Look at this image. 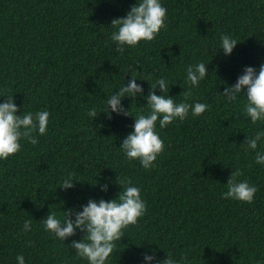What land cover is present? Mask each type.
Returning <instances> with one entry per match:
<instances>
[{
  "label": "trees",
  "instance_id": "16d2710c",
  "mask_svg": "<svg viewBox=\"0 0 264 264\" xmlns=\"http://www.w3.org/2000/svg\"><path fill=\"white\" fill-rule=\"evenodd\" d=\"M135 2L0 0V96L13 95L17 114L50 112L46 134H35L38 143L21 139L20 151L0 160V264H16L21 253L26 264H87L71 248L83 233L77 230L63 242L45 232L40 220L49 210L60 215L89 198H115L116 177L141 189L146 211L124 229L110 264H141L146 250H155L159 259L169 251L183 255L186 264L264 259V167L240 146L264 123L253 125L243 115L242 97L229 103L219 95L245 66L258 69L264 62V0H161L164 27L153 40L118 52L111 22ZM222 33L238 40L228 57L216 53ZM197 61L208 64L209 73L192 88L185 68ZM130 70L137 78L151 73L150 84L163 75L177 101L209 106L163 129L157 122L164 147L149 169L118 148L137 108L147 112L146 100L124 99L132 116L101 113L91 122L86 115L89 106L102 107L115 86L130 79ZM137 83L146 96L148 82ZM68 172L78 182L60 189ZM232 172L257 187L251 203L222 198ZM29 218L32 229L24 232Z\"/></svg>",
  "mask_w": 264,
  "mask_h": 264
},
{
  "label": "clouds",
  "instance_id": "9594fccd",
  "mask_svg": "<svg viewBox=\"0 0 264 264\" xmlns=\"http://www.w3.org/2000/svg\"><path fill=\"white\" fill-rule=\"evenodd\" d=\"M167 9L161 0H136L126 12L124 17L113 19L110 39L115 43L116 50L122 52L125 46L134 47L140 41H151L164 27ZM238 40L231 34L222 33L219 36V47L225 57L232 54ZM205 62L197 61L185 68V82L192 88L197 87L208 75ZM130 79L115 86L103 100L102 107L91 105L86 110V115L91 122L101 113L108 115H130V107L124 108L125 98L132 102L137 98L147 101V112L137 108L133 117L132 130L121 140L120 151L128 160H138L144 169L154 166L158 154L163 151V140L157 131L163 129L176 120L183 121L191 113L199 116L208 109L204 102L193 101L188 103L177 101L169 95L170 83L161 75L149 83L152 74L137 78L135 70H130ZM146 81L149 84L148 94L144 95L142 84L137 81ZM159 89L158 95L155 91ZM187 98L191 95V88L183 91ZM219 95L229 103L243 98L241 109L244 116L256 125L264 123V62L259 68L247 65L237 77L234 84H225L223 92ZM0 160H5L21 149V139L29 143H38L37 135L47 132L50 112L47 110L27 111L18 113V107L12 96H0ZM131 106V105H130ZM102 127L103 125H99ZM246 151L253 153L254 162L264 167V127H257L250 136H245V141L240 145ZM237 172H232L227 182V191L221 193L222 198L240 202L251 203L257 192V187L250 184L247 179L236 180ZM78 181L74 174L68 172L60 179V189L68 190ZM99 182L95 179L94 185ZM110 180L100 185L102 191H107ZM120 191L112 199L89 198L86 204L79 208L69 207L61 211L60 215L50 211L40 220L43 230L53 235L56 239L65 242L76 235L77 230L83 233L79 240L71 241V248L75 255L87 264H110L118 243L124 236V229L137 223L146 211V204L141 196V189L127 178L117 179ZM32 229V220L23 221L22 230L28 232ZM187 258L181 255L177 258L171 251L167 252L164 259H159L155 250H146L142 253L141 264H186ZM16 264H26L24 255L17 254ZM255 264H264V259H257Z\"/></svg>",
  "mask_w": 264,
  "mask_h": 264
}]
</instances>
